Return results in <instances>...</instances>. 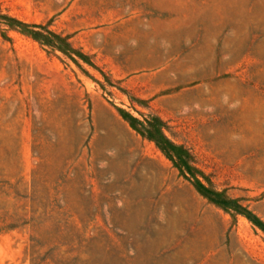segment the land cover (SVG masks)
Listing matches in <instances>:
<instances>
[{"label":"rangeland","instance_id":"rangeland-1","mask_svg":"<svg viewBox=\"0 0 264 264\" xmlns=\"http://www.w3.org/2000/svg\"><path fill=\"white\" fill-rule=\"evenodd\" d=\"M212 191L264 222V0H0V264H264Z\"/></svg>","mask_w":264,"mask_h":264},{"label":"trees","instance_id":"trees-1","mask_svg":"<svg viewBox=\"0 0 264 264\" xmlns=\"http://www.w3.org/2000/svg\"><path fill=\"white\" fill-rule=\"evenodd\" d=\"M14 23H16L17 21H15L13 19ZM20 24V23H18ZM27 27V26H25ZM34 27H39V26H34ZM30 32L33 37L37 40H41L45 43H48L50 45H55L56 42H63V44H67L65 39H63V37H61L60 35H57L53 32H49L50 35H46L40 31H27ZM125 118L127 120H129V122L132 124L133 127L137 128V123L139 122L137 119H135L134 117L130 116L129 114L125 113ZM160 122L156 121L155 123H151V126H153L154 131H161V127H160ZM162 133V132H161ZM153 131H149V133L147 134L149 138L153 139L154 136L152 135ZM162 136L164 137V142H165V152H167V154H169L170 149H176L178 148L174 143H172L171 141H169L162 133ZM189 154L188 152H185V156L181 157L182 162L186 165L189 166ZM199 184L201 186V188H206L204 187V185L199 181ZM213 194H215V196H217L218 200H214L218 205L223 206L226 209L229 210H235L237 213L243 214L244 216H246L249 220H251L255 225H257L258 227H260L263 231H264V222L257 217L252 211H250L247 208L242 207L237 199H232L227 197L226 195H224L223 193L217 192V191H212ZM210 196V195H209Z\"/></svg>","mask_w":264,"mask_h":264}]
</instances>
